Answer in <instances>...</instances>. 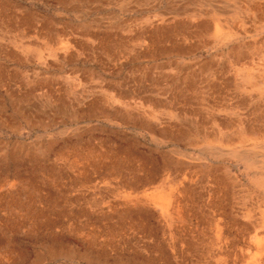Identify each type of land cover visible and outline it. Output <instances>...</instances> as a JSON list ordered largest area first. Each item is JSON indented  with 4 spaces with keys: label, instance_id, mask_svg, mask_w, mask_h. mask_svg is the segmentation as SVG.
<instances>
[{
    "label": "rangeland",
    "instance_id": "obj_1",
    "mask_svg": "<svg viewBox=\"0 0 264 264\" xmlns=\"http://www.w3.org/2000/svg\"><path fill=\"white\" fill-rule=\"evenodd\" d=\"M0 264H264V0H0Z\"/></svg>",
    "mask_w": 264,
    "mask_h": 264
}]
</instances>
